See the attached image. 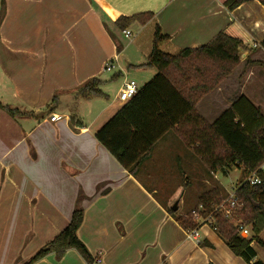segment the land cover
I'll return each instance as SVG.
<instances>
[{"label":"crops","instance_id":"crops-1","mask_svg":"<svg viewBox=\"0 0 264 264\" xmlns=\"http://www.w3.org/2000/svg\"><path fill=\"white\" fill-rule=\"evenodd\" d=\"M148 11L150 21L127 29L150 27L153 42L160 26L168 36L160 43L166 53L204 45L220 31L243 41L242 62L205 96L220 110L210 116L197 105L209 123L241 95L264 114V5L258 0L232 11L220 0H0V103L13 100L17 107L8 106L18 110L13 116L0 107V264L29 260L69 224L78 204L84 209L78 234L100 258L95 264H250L211 222L200 226L199 242L189 238L175 218L188 212L177 213L182 185L162 197L164 183L155 174L152 182L138 170L131 174L95 136L123 105L110 102L93 114L94 99L106 95L100 87L106 62L119 60L115 21ZM93 78L101 80L104 95L81 97ZM233 84L238 91L230 99ZM52 114L61 118L53 122ZM213 188L224 196L228 191ZM258 244L252 242L264 262ZM34 264L88 263L69 249L60 259L50 253Z\"/></svg>","mask_w":264,"mask_h":264},{"label":"trees","instance_id":"trees-1","mask_svg":"<svg viewBox=\"0 0 264 264\" xmlns=\"http://www.w3.org/2000/svg\"><path fill=\"white\" fill-rule=\"evenodd\" d=\"M230 11L244 2L253 0H220ZM264 5V0H258ZM153 12L120 16L115 24L124 30L132 23L146 24ZM1 20V14H0ZM160 26H156L151 54L140 66L154 67L156 74L139 88L138 93L95 132L99 143L126 168L136 175L154 145L170 130H175L188 147H193L208 169L228 174L232 166H244L246 176L257 172L259 184L244 180L236 187L240 205L236 210L237 221L250 227L252 236L243 237L235 222L213 212L225 196L218 188L203 193L199 198L206 212H213L211 222L219 236L238 256L250 264H264L257 258L252 246L256 241L264 245L260 234L264 231V114L246 96L235 99L213 123L199 113L197 104L207 93L218 86L241 62L240 52L246 50L242 40L223 31L208 43L186 48L178 54L164 52L160 43L167 39ZM264 48V40L261 42ZM118 52L120 46L118 45ZM264 65V62H261ZM101 80L93 78L79 90L83 98L104 95L99 88ZM57 97L53 98L55 102ZM3 105L0 103V107ZM15 116L18 110L3 106ZM246 179V178H245ZM82 194L80 193V199ZM170 213L176 214L170 209ZM186 230L198 225L190 215H175ZM84 219V209L78 204L69 224L52 240L41 247L29 260L16 264H34L44 256L54 253L60 259L67 250L75 249L88 264L100 262L81 240L78 230Z\"/></svg>","mask_w":264,"mask_h":264},{"label":"rangeland","instance_id":"rangeland-1","mask_svg":"<svg viewBox=\"0 0 264 264\" xmlns=\"http://www.w3.org/2000/svg\"><path fill=\"white\" fill-rule=\"evenodd\" d=\"M140 28L141 27L136 26L132 27L131 37L125 36L121 29L117 28V36L119 38L117 42L120 46L119 60L114 63L115 65L112 70H106L105 68L102 74L103 82L100 87L104 90L106 95L94 99L93 102H96L94 106L95 110L93 111L94 115L104 104L105 106H108L110 102L117 106L123 104L117 98L119 89L125 79H134L141 87L156 74L157 70L154 67L140 66L147 62V53L150 51V45L153 44L150 27L142 31H140ZM126 61L133 65H129ZM109 62L110 60L106 62V67ZM219 85L206 95L216 90ZM237 91L238 88L233 84L228 93L230 99L237 94ZM205 96L198 102V104L201 102L199 105L200 109L210 114V116L216 115V111L220 110V106L213 100L214 97ZM113 99L114 101H112ZM262 100L264 101V96ZM8 104L10 106L12 105V108L17 107L16 102L13 100L5 102V106H8ZM116 110L117 109H115V111ZM199 113L201 114L200 111ZM206 121L209 122L207 119ZM151 155V158L141 163L138 169V175L144 179V181L152 182L151 178L149 179V175L155 174L159 178V182L164 183V185L161 186L162 197L173 185V189L176 185H182L178 197H181L183 202L180 204L177 213L188 212L181 215L187 214L191 216V210L198 205L199 195L207 189L213 188L215 185H219L222 188L226 187L228 191L225 190L226 195L225 198L221 200L222 202L228 198L235 191L237 185H239L238 181L242 173L241 169L237 166H232L228 174H224L222 171H211L202 158L194 152L193 147H188L175 130H170L159 142H157ZM215 174H217V177H215ZM175 201L176 200H174V202ZM262 236L264 237V232Z\"/></svg>","mask_w":264,"mask_h":264},{"label":"built area","instance_id":"built-area-1","mask_svg":"<svg viewBox=\"0 0 264 264\" xmlns=\"http://www.w3.org/2000/svg\"><path fill=\"white\" fill-rule=\"evenodd\" d=\"M123 34L127 37L132 36V32L129 29H124ZM118 57L115 56L113 59L110 60L106 69L112 70L114 68V63L117 62ZM140 86L134 79H125L119 89L118 100L123 104L131 100L139 91ZM61 118L58 114H52L50 119L51 121H57ZM264 171V167H262ZM250 184H259L261 182V177L258 175L257 172H251L246 176L245 179ZM240 202L239 198L236 195V188L235 191L224 201L220 202L214 207L213 212L221 213L226 218L233 220L235 225L237 226L238 231L243 237L249 238L251 236V229L249 227L244 226L241 221H236V210L239 207ZM206 208L202 203H199L196 208L191 210V216L198 224L196 228H192L187 230V234L189 238L194 239L196 242H199V228L204 224H208L214 220L213 212L211 214L205 215Z\"/></svg>","mask_w":264,"mask_h":264},{"label":"water","instance_id":"water-1","mask_svg":"<svg viewBox=\"0 0 264 264\" xmlns=\"http://www.w3.org/2000/svg\"><path fill=\"white\" fill-rule=\"evenodd\" d=\"M245 55H246L245 52H240V57L241 58H244ZM241 172L242 173H241L239 181H238L239 184H241L246 178V171H245L244 166H242ZM178 206H179V199L174 202V204L171 206V209L173 211H177L178 210Z\"/></svg>","mask_w":264,"mask_h":264}]
</instances>
